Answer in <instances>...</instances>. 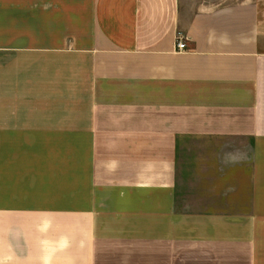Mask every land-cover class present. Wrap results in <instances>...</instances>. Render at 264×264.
<instances>
[{"label": "crops", "instance_id": "crops-1", "mask_svg": "<svg viewBox=\"0 0 264 264\" xmlns=\"http://www.w3.org/2000/svg\"><path fill=\"white\" fill-rule=\"evenodd\" d=\"M0 264H264V0H0Z\"/></svg>", "mask_w": 264, "mask_h": 264}, {"label": "built area", "instance_id": "built-area-1", "mask_svg": "<svg viewBox=\"0 0 264 264\" xmlns=\"http://www.w3.org/2000/svg\"><path fill=\"white\" fill-rule=\"evenodd\" d=\"M177 47H178V49H184L185 48V42L183 39H178Z\"/></svg>", "mask_w": 264, "mask_h": 264}, {"label": "rangeland", "instance_id": "rangeland-1", "mask_svg": "<svg viewBox=\"0 0 264 264\" xmlns=\"http://www.w3.org/2000/svg\"><path fill=\"white\" fill-rule=\"evenodd\" d=\"M199 1V0H198Z\"/></svg>", "mask_w": 264, "mask_h": 264}]
</instances>
